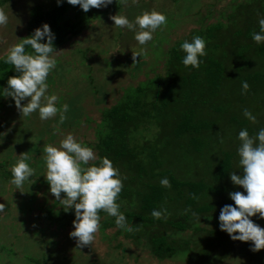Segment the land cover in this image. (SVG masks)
I'll return each instance as SVG.
<instances>
[{"label": "trees", "instance_id": "16d2710c", "mask_svg": "<svg viewBox=\"0 0 264 264\" xmlns=\"http://www.w3.org/2000/svg\"><path fill=\"white\" fill-rule=\"evenodd\" d=\"M123 1L112 0L107 11L115 9L121 13L125 8ZM172 1L177 5V0ZM235 1L230 2V14L221 13L210 24L204 25L209 16L206 19L200 17L197 21L200 28L193 30L190 37L176 42L170 48L162 73L148 74L146 81L135 88H128L120 101L102 110L94 133L95 141L92 144L84 143L98 157H107L119 169L123 187L116 202L132 228L131 231L119 229L115 218L101 210L99 234L106 237V230L117 227V234L124 235V238L131 240L137 247H148L149 253L158 260L170 259L178 251H190V263L208 264L216 256L228 258L229 253L225 250L232 249L240 251L239 258L250 264H264V249L252 251L251 242L234 241L220 229L202 230L196 218L213 211L212 203H200L202 198L212 193L210 189L224 188L222 184L230 180L229 173L240 172L239 164L233 162L236 152L228 147L229 141L225 139L216 162L208 164L207 182L186 176L190 170L177 165L178 161L187 160L193 154H201V150L209 144L201 141V138L211 136L219 123L223 124L224 130L228 126L233 128L236 123L239 131L246 128L250 136L264 128V42L257 44L252 39V33L260 30L258 20L264 17V0ZM11 2L12 0H0V9ZM246 2L254 6L248 12L241 10ZM29 9L26 33L21 39L30 36L34 29L46 23L55 34V50L70 37L80 33L87 21L86 13L89 12L84 13L78 5H71L66 0H61L59 4L57 0L32 1ZM70 11L74 13L70 14ZM234 12L240 16L242 23L247 19L248 21L238 27L232 14ZM101 14L99 11V16ZM251 16L254 18H250ZM228 31L231 32L230 36ZM194 36L205 40L206 55L200 57L202 62L198 68L182 63L185 53L180 48L182 42H190ZM25 50L28 53L33 51L30 46H26ZM140 68L141 63L136 62L134 71ZM91 69L95 70L94 66ZM16 74L12 65L4 63L1 58L0 88L6 87L8 78ZM245 81L249 85L246 91L241 87ZM90 82L93 93H98L99 90L93 85L95 79ZM9 99L10 97H0V106ZM244 109H248L256 117L254 123L244 117ZM0 112L3 110L0 109ZM146 131L153 132L152 139L142 145L137 144L136 134L143 140V132ZM163 178L168 179L169 187L160 184ZM222 192L225 193V188ZM226 198H222V207L233 204L231 199ZM171 201L175 204L182 201L184 210L177 208L182 211V214L175 215L177 218L152 216V211L162 206L163 212L168 211L166 203ZM192 214L195 219L190 221ZM63 216L67 217V224H58L57 229H72L73 211H64ZM183 217L186 221L182 220ZM43 219L54 220L49 214H45ZM251 219L259 226L263 223L258 214ZM186 230L202 235L194 244L190 239H176L174 232L183 233ZM117 239L120 240L119 235ZM66 240L70 242L67 246H73L72 241ZM57 245H60V240L55 243ZM217 250L222 251V254L216 253ZM62 261H66V258ZM94 261L97 264L103 263L97 259ZM110 261L112 262L111 259Z\"/></svg>", "mask_w": 264, "mask_h": 264}, {"label": "rangeland", "instance_id": "374dc122", "mask_svg": "<svg viewBox=\"0 0 264 264\" xmlns=\"http://www.w3.org/2000/svg\"><path fill=\"white\" fill-rule=\"evenodd\" d=\"M32 1L45 0H12L1 8L9 19L7 25L0 27V59L7 54L10 46L25 36L26 21L30 12L29 4ZM176 2L179 9L172 0H124L123 4L127 8L121 13L115 9L108 12L107 8L110 4L88 10L87 21L83 28H80V33L72 37L67 36L70 37L69 40L56 50L57 64L46 81L49 85L46 94H55L59 98L57 107L64 103L68 105L63 122L60 121L59 112L46 120L39 118L38 111L30 116H24L15 107L11 98L0 106L3 110L0 112V203L5 205L4 211L0 212V264H91L93 262L97 264L94 259L103 261L102 264H192L190 251L185 253L178 251L170 259L158 260L149 253L148 247L146 249L143 246L137 247L131 243V240L124 238V235L117 234V227L106 230V237L99 234L98 230L89 246L77 248V245L74 246L75 238L69 235L71 228L58 230V224H67V217L63 216L64 209L49 192V185L44 178L46 145H58L68 133L82 143L92 144L95 141L94 133L102 110L120 101L128 88H135L146 81L148 74L162 73L170 48L176 42L190 37L193 30L197 31L200 28L197 23L200 17L206 19V16H209L204 23L207 25L214 22L221 13L227 15L232 12L231 0H177ZM244 5L241 9L244 12L254 8L249 2ZM176 8L178 11H175ZM99 11L102 12L100 16ZM145 11L164 14L167 23L153 32L152 39L144 45H140L135 40V33L139 31L138 26L132 30L127 27H117L110 19L113 15H124L129 21L134 22L135 17ZM69 13L72 14L74 11ZM232 14L238 27L248 21L247 19L242 23L238 14L236 15L235 12ZM252 16L250 18L258 17ZM230 33L228 31L229 36ZM137 52L139 56L133 58L132 53ZM133 59H135L134 63ZM136 62L141 63L142 69L134 71ZM91 66H94L95 70H90ZM94 79L93 85L97 90L103 91V94L99 91L93 93L90 81ZM25 102L26 100L22 101ZM236 105L239 104L236 102ZM221 124H218V128L211 136L201 138V141L209 143L201 150V154H193L187 160L178 161L177 165L182 168L185 166L190 170L186 176L207 182L208 164L216 162L215 159L223 150L225 139L229 141L228 147L236 152L234 164H239L237 148L240 141L237 139L239 132L237 124L234 123L233 128L228 126L225 130ZM136 135V143L142 145L152 139L153 132H143V140L142 137L138 138V134ZM24 157H27L26 162L34 169V173L29 180L17 188L11 183V167L18 159ZM92 162L94 161L89 163ZM222 185L225 193L222 192L224 188L214 187L215 189H210L212 193L200 201L201 204L207 202L214 206L212 212L204 214L201 218L196 217L202 230L220 229L218 215L223 203L222 198L227 197L226 199L229 200V192H243L240 186L233 185L230 180ZM63 195L61 193V196ZM177 208L184 210L182 201H177L176 204L173 201L167 202L168 211L163 212V206L158 209L162 212L160 218L171 219L170 216L177 218L175 215L182 214ZM45 214L51 215L56 222L43 219ZM194 216L192 214L190 221L195 219ZM182 220L186 221L184 217ZM260 220L263 221L260 227L264 228V218ZM174 233L176 239H190L193 244L202 235L192 230ZM117 235L120 236V240L117 239ZM207 236L212 239L208 234ZM66 239L72 241L73 246H67L69 241ZM59 240L60 245L55 246ZM225 251L229 253L228 258L221 259L216 256L208 264H250L247 260L239 258L240 251L232 249ZM216 253L222 254V251L217 250ZM63 258H66V261H62Z\"/></svg>", "mask_w": 264, "mask_h": 264}, {"label": "clouds", "instance_id": "9594fccd", "mask_svg": "<svg viewBox=\"0 0 264 264\" xmlns=\"http://www.w3.org/2000/svg\"><path fill=\"white\" fill-rule=\"evenodd\" d=\"M60 2L61 0H57L58 4ZM66 2L78 5L81 10L87 12L90 8L106 7L112 0ZM8 19L7 13L0 9V27L7 25ZM110 19L117 27L132 30L138 26L135 40L140 45L150 41L152 33L167 23L165 15L157 11L142 12L135 17L134 22L124 15H113ZM258 23L259 32L252 33V39L257 44L264 42V17L260 18ZM54 39L55 34L45 23L34 29L30 36L20 39V42L8 48L6 56L2 59L4 63L12 65L17 74L8 78L6 87L0 88V97H10L24 116L38 111L39 118L46 120L59 112L60 121L63 122L68 105L64 103L58 108V96L46 94L49 87L47 78L57 64ZM26 46H30L32 53L26 52ZM180 48L185 53L182 63L192 68H198L202 62L200 57L206 55L205 40L200 36H194L190 42L185 40ZM132 55L135 58L139 53ZM241 87L246 91L249 85L245 81ZM25 100L26 102L22 103ZM243 115L253 123L256 121V117L248 109H244ZM237 139L240 141L237 148L240 174L230 172L229 179L233 185L240 186L243 192L228 193L233 204L221 207L218 226L230 239L251 242V250L259 251L264 249V228L251 217L258 214V218H264V128H260L254 136H250L248 130L242 128L237 134ZM44 152V178L49 185L48 190L64 211H73V228L69 235L75 238L77 248L89 246L94 240V234L100 227L101 210L115 218L119 229L132 230L116 202L123 187L119 169L115 168L107 157H98L91 147L78 141L71 133L66 134L58 145H46ZM26 161L27 157L18 159L11 167V183L17 188L34 173V169ZM90 161L98 163L90 164ZM160 184L164 187L170 186L167 178L161 179ZM61 193L64 195L61 196ZM4 209L5 205L0 203V212ZM151 214L160 218L162 212L153 210Z\"/></svg>", "mask_w": 264, "mask_h": 264}]
</instances>
